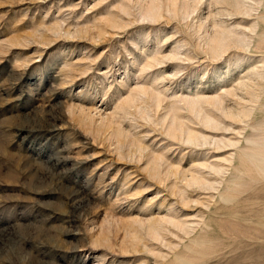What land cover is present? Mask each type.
I'll return each instance as SVG.
<instances>
[{"label":"rangeland","instance_id":"374dc122","mask_svg":"<svg viewBox=\"0 0 264 264\" xmlns=\"http://www.w3.org/2000/svg\"><path fill=\"white\" fill-rule=\"evenodd\" d=\"M0 264H264V0H0Z\"/></svg>","mask_w":264,"mask_h":264}]
</instances>
